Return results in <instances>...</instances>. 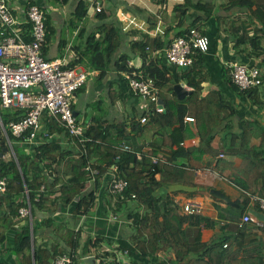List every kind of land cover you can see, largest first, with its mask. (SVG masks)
Returning a JSON list of instances; mask_svg holds the SVG:
<instances>
[{
    "label": "crops",
    "instance_id": "1",
    "mask_svg": "<svg viewBox=\"0 0 264 264\" xmlns=\"http://www.w3.org/2000/svg\"><path fill=\"white\" fill-rule=\"evenodd\" d=\"M5 1L19 33L28 24L26 9L30 3L34 2V6L39 7L45 13L52 27L50 29L54 30L53 36L42 49L45 59L60 60L64 66L73 62L75 63L74 68L78 70H82L79 67L83 63L91 67L95 84H92L93 80H91L89 85L86 87L84 85L76 91L71 100L76 122L84 127V131L88 129V125L91 127L101 122H122L126 119L140 121L143 115L146 116L145 113L154 108L147 99L132 95L124 73L118 72L113 66L105 67L103 70L93 69L86 47L91 36L94 35L95 39L99 38L98 29L111 26L116 30V34H120L115 59L126 57L128 63L132 64L133 60L138 57L141 66L149 61H155L157 66H162L172 86L179 84L189 92L183 99H178L173 91L176 99L180 101L191 95L193 88L189 85L187 77L184 78L183 72L186 70L169 64L164 58L163 51L174 39L178 37L187 39L188 32L192 29L207 37L208 52L194 56L193 69L190 70L188 67L187 70L191 71L189 75L192 79L197 75L195 81L203 78L204 82L200 85L202 98L212 94L215 104L221 100L225 105H229L232 115L228 122L225 120L216 127L211 145L214 150L218 151L217 157L204 155L201 161L196 163L179 154L173 156L174 165L194 168L196 188H186L181 191L178 186H169L166 192L181 211L186 203L197 204L201 207L202 212L198 215H187L182 212L185 216H193L201 220L198 227L190 224L185 226L189 241L196 237L195 230L197 229V233L200 230L203 241L219 240L221 237L229 238L230 243H226L232 244L233 250L238 249L242 252L245 248H250L259 251L260 255L264 256V228L258 229L254 224L248 223L239 235L233 224H223L218 219L217 210V208L229 210L242 219L249 210L260 213L256 207L250 206L247 194L264 197V165L253 172V168L244 167L241 156H230L226 152L232 147L230 146L232 142L235 148L239 146V136L241 137L243 130L246 131L245 137L250 144L260 146L264 143V81L253 94L257 95V102L253 95L250 97L249 94L236 92L229 83V79L231 81L229 66L234 64L260 70L264 80V0H253L254 4L252 0H101L102 17H99L97 15L99 13H95L93 9H88L86 0H77L73 9L67 6L69 0L66 4L51 0ZM79 1L85 3V11L80 19L74 18V11ZM146 41L154 42L152 44L159 48L152 50L146 48L142 52L141 45ZM147 53L148 57L142 60L141 56ZM143 73L140 71L136 75L145 78ZM102 94L106 97L104 110L100 108L103 104L100 101ZM78 95L81 96L79 99H77ZM168 95L171 100L172 94ZM75 99L77 101L74 104ZM92 104L95 105V109H92L90 115L87 116V108ZM163 108L165 111V103ZM185 117L192 118L188 115ZM183 124L195 130V120L191 123H185L183 120ZM141 125L144 124L140 123ZM127 130L130 131V128L128 127ZM154 133L151 128L143 131L140 136L132 132V139L127 145L134 151L146 153L151 150L149 144L152 140L160 145L161 138ZM51 139L58 142V145L64 149L68 148L73 152L79 149L78 145L67 136L55 135ZM39 144L28 145L29 150L38 147ZM197 144L198 138L196 137L185 139L174 146L173 150L162 148L163 152L158 153L159 158H170V151L176 150L177 147H195ZM262 145L260 155L258 151L252 155V158L255 161L260 159V162L264 164V144ZM8 151L11 154L9 148ZM9 154L5 158H8ZM220 160L230 163L231 166L220 168L218 166ZM234 170L237 174L241 170L239 176L232 174ZM155 177L158 179V175ZM109 181L110 176L106 175L97 179V182L86 183V191L91 190L95 193V202L81 217L74 216L72 208L66 209L62 213L52 215L55 223L50 228L43 227L44 220L49 217L45 211H35L34 214L30 211L31 219L15 218L13 226L5 231L3 240L0 242V264H26L24 259L27 253H19L14 248L16 233L20 232L24 222L30 227L32 225L38 227L40 224L41 231L46 230L48 238L42 236L40 232L34 235L36 246L40 249L50 250L55 245L65 247V244L54 236L58 230L56 228L61 224L72 228L75 234L79 235L78 247L74 252L77 255L75 264H79V261L80 264H88L84 262L86 257H92L96 264H168L169 254L159 255L157 260H148L130 244L128 237L133 233V229L128 218L130 213L128 208L133 203L130 201L117 202L116 197L109 192ZM210 191L220 193L228 202L215 197ZM20 199H26L28 203L25 193ZM136 208L139 212L143 211L137 206ZM3 213L8 214L9 210L7 204L0 199V215ZM251 217L259 221L254 216ZM210 222L217 223L219 227L211 226ZM224 226L227 228L221 231L220 229ZM88 241L94 244L88 246L86 255L83 256V248ZM129 245L131 249H125ZM67 250H64L62 254L67 253ZM30 255L31 264H35L33 248L30 250Z\"/></svg>",
    "mask_w": 264,
    "mask_h": 264
},
{
    "label": "trees",
    "instance_id": "2",
    "mask_svg": "<svg viewBox=\"0 0 264 264\" xmlns=\"http://www.w3.org/2000/svg\"><path fill=\"white\" fill-rule=\"evenodd\" d=\"M51 1L60 4L68 2V0ZM251 2L254 4L253 0ZM29 5L34 6V2ZM7 10L9 12L8 8ZM84 11L85 3L79 1L74 11V18L80 19ZM97 15L102 17L103 13ZM26 21L28 24L24 30H20V35L24 41L29 42L31 40V24L28 19ZM44 25L45 38L42 49L54 33L46 18ZM115 32L113 27L106 26L101 30L98 29L99 38L95 39L93 35L88 39L86 48L90 55L91 66L96 70L113 66L115 70L122 73L143 71V76L152 79L158 89V97L164 101L165 111L156 113L153 108L145 113L146 116L141 117L146 118V122L141 126L140 121L134 119L97 123V125L86 129L82 137L79 138L80 140L89 139L84 144H81L79 139L71 137L51 117L43 114L40 124L46 136L42 138L41 135L42 141L39 146L29 150L30 146L28 145L30 144L25 142V136L21 139L13 137L9 127L10 123L21 119L22 113L16 109H5L2 113L3 109L0 108V120L14 154V158L10 156L5 158L9 151L6 137L0 128V178L7 179L6 191L1 194L0 199L7 204L9 210L8 214L0 215V242L3 240L5 231L13 226L15 218L20 217L19 210L27 206L26 199H20L25 190L31 213L34 214L35 211L47 212L49 217L44 220L43 227L50 228L55 223L54 216H52L55 213L59 214L72 208V214L81 217L90 210L95 202V193L91 190L86 191V183L97 182V179L106 175L110 176V183L115 175L128 183L124 192L115 197L117 202L130 201L133 203L128 208L130 212L128 218L133 229V233L128 238L130 244L144 258L157 260L159 255L169 254L168 264H264V256H261L259 251L250 248H245L242 252L238 249L233 250V245L228 244L230 243L229 238L221 237L219 240L203 241L199 230L196 237L189 241L185 226L190 224L198 227L201 220L193 216H185L166 192L169 186H178L181 191L186 188H196L194 168L174 165L172 163L173 156L179 154L196 163L201 161L204 155L217 157L219 153L213 149L211 144L214 140L216 127L225 120L228 122L232 115L229 105H225L221 100L215 104L212 94L202 98L200 85L204 80L201 78L195 81L197 75L194 76V79L190 77L189 71L193 69L192 66L189 67V71L186 70L183 74L184 78L187 77L189 80L193 91L182 101L176 99L167 72L162 66H157L155 61L143 63L140 69H135L133 66H129L126 57L115 59V51L120 43V34ZM152 43L154 42H144L140 48L142 52L146 48L157 49L158 46H154ZM198 54L202 53L196 51L192 57ZM141 57L142 60L147 58L148 53ZM74 66L75 63L72 62L65 67L74 68ZM229 83L233 90L239 92L230 79ZM258 88L244 92V94H249L251 97ZM168 94H172L171 100ZM256 96L253 95L257 102ZM185 115L191 116L195 120L196 131L187 124H183ZM128 127L130 131L127 130ZM150 128L161 138L160 145L152 140V143L149 144L151 150L146 153L134 151L127 145L132 139V132L140 136L143 131ZM55 135L67 136L78 145L79 149L73 152L68 148H62L58 142L51 139ZM245 136L246 131L243 130L241 137L239 136V146L235 148L232 142L230 144L232 147L226 152L230 156H241L244 167H251L253 172H256V169L263 167L264 164L260 162V159L255 161L252 155L258 151L260 155V147H263L264 143L255 146V144H250ZM193 137L198 138L197 146L177 147L176 150L170 151V158H159L158 153L163 152L162 148L173 150L172 148L180 141ZM123 146H128L129 150H122ZM153 159H157V162L154 163ZM87 166H89V170L86 169ZM218 166L222 168L231 165L220 160ZM235 170L232 174L239 176V172L243 169L238 171V174ZM93 172L97 173L93 174ZM156 175H158V179L155 177ZM132 196H134L133 199ZM23 197L25 198V196ZM136 206L143 211H137ZM217 210L218 219L223 224H233L238 234L241 235V231L247 224L241 228L238 227L240 216L222 208H217ZM210 223L211 226L219 227L217 223ZM225 226L220 230L225 231L227 228ZM56 229L58 230L54 236L59 238L65 247L61 248L55 245L50 250L40 249L39 246H36L34 235L40 232L42 236L48 238L46 230L41 231L40 224L38 227L35 225L30 227L28 223L24 222L20 232L16 233L14 248L19 253H27L24 259L26 264H31L30 250L32 248L35 264H52L64 250H67L66 247L70 249L66 252H71V250L75 252L79 242V235L75 234L68 225L61 224ZM93 244L94 242L90 241L85 243L83 256L86 255L88 246ZM223 245H226V248H223ZM125 249H131V246H126Z\"/></svg>",
    "mask_w": 264,
    "mask_h": 264
},
{
    "label": "built area",
    "instance_id": "3",
    "mask_svg": "<svg viewBox=\"0 0 264 264\" xmlns=\"http://www.w3.org/2000/svg\"><path fill=\"white\" fill-rule=\"evenodd\" d=\"M88 9L95 13L102 10L101 0H86ZM26 17L31 24V40L26 42L15 28L16 23L9 15L5 0H0V108L16 109L22 113L17 122L10 123V132L13 137L21 139L25 136V142L31 145L39 144L46 134L41 129V117L43 114L51 117L57 125L63 128L71 137L79 139L83 135L84 127L75 119L71 100L77 90L85 85L87 74L76 68H67L60 60H47L42 53V45L45 38V13L37 6L26 9ZM7 33V34H5ZM209 40L192 29L188 32V38L178 37L174 39L163 51L165 60L177 67H191L193 54L197 51L207 53ZM129 66H132L129 63ZM230 78L232 84L241 92L254 90L262 85L261 71L256 68H248L244 65H230ZM128 89L133 96L147 99L154 105L156 113H162L164 108L157 104L158 89L152 79L143 78L136 73H124ZM193 118L185 117V123L193 122ZM146 118H141L144 124ZM0 128L6 137L10 157L14 158L12 146L7 138L0 120ZM90 128V125L87 126ZM28 134L26 135V133ZM81 144L89 139H79ZM183 145V144H180ZM122 150L128 151V146ZM156 163L157 159H153ZM89 165V164H87ZM89 170V166L86 167ZM115 170V169H114ZM97 173V172H93ZM6 178H0V194L6 191ZM94 181V178H92ZM128 183L113 175L109 183V192L113 197L120 195L127 188ZM27 196V191H24ZM251 207H256L264 215V197L247 194ZM134 196H132V199ZM182 212L187 215L201 214V207L197 204L186 203ZM21 218L31 219L30 206L19 210ZM252 223L256 228H264V223L254 220L249 214H245L238 227ZM226 248V245H223ZM77 256L74 252L59 255L52 264H75Z\"/></svg>",
    "mask_w": 264,
    "mask_h": 264
},
{
    "label": "water",
    "instance_id": "4",
    "mask_svg": "<svg viewBox=\"0 0 264 264\" xmlns=\"http://www.w3.org/2000/svg\"><path fill=\"white\" fill-rule=\"evenodd\" d=\"M132 64H133V67L135 69H140L141 68V65H140L141 61H140V59L138 57L133 60ZM182 69L183 70H187L188 67H182ZM173 91H174V93H175V95L177 96L178 99H183L186 95L189 94V92L186 91L185 89H183L179 84H175L173 86ZM157 104L159 106H161V107L162 106L164 107V102H163L162 99H159ZM210 193L212 195H215V197H218L222 201L228 202L227 199H225V197H223V195H221L220 193H218L216 191H210ZM248 214L251 215V216H254L259 221L264 222V215H262L260 213H256L254 210H249ZM84 262L88 263V264H96V263H94V259L92 257H86Z\"/></svg>",
    "mask_w": 264,
    "mask_h": 264
},
{
    "label": "rangeland",
    "instance_id": "5",
    "mask_svg": "<svg viewBox=\"0 0 264 264\" xmlns=\"http://www.w3.org/2000/svg\"><path fill=\"white\" fill-rule=\"evenodd\" d=\"M77 2V0H69V3H68V7L69 8H71V9H73V6L75 5V3ZM79 68H81L86 74H87V79H86V82H85V87L87 86V85H89V83H91V80H93V76H92V73H91V67H89V65H87V64H85V63H83V64H81V66L79 67ZM262 75V74H261ZM92 84H95V79L93 80V82H92ZM263 87H264V83H263ZM264 89V88H263ZM263 89H262V91H263ZM81 96L80 95H78L77 96V99H79ZM73 99V98H72ZM105 100H106V97H105V95L104 94H102L101 95V98H100V101H102L103 102V104L102 105H100V108L102 109V110H104L105 109ZM76 99L74 100V104L76 103ZM76 106H78V105H76ZM92 109H95V105H90V106H88V108H87V116L88 115H90V112H92ZM5 109H3L2 110V113H3V111H4ZM62 169H63V167H62ZM197 229L195 230V233L197 234ZM188 239H190V238H188ZM79 264H80V261H79Z\"/></svg>",
    "mask_w": 264,
    "mask_h": 264
}]
</instances>
